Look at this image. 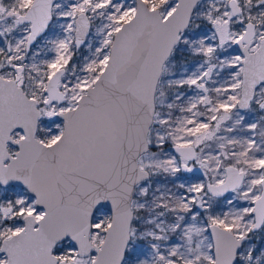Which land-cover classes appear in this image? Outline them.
Returning <instances> with one entry per match:
<instances>
[{"label": "snow or ice", "instance_id": "6c2138e0", "mask_svg": "<svg viewBox=\"0 0 264 264\" xmlns=\"http://www.w3.org/2000/svg\"><path fill=\"white\" fill-rule=\"evenodd\" d=\"M0 264H264V0H0Z\"/></svg>", "mask_w": 264, "mask_h": 264}]
</instances>
